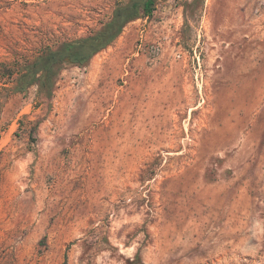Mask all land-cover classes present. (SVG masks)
<instances>
[{
	"label": "rangeland",
	"instance_id": "rangeland-1",
	"mask_svg": "<svg viewBox=\"0 0 264 264\" xmlns=\"http://www.w3.org/2000/svg\"><path fill=\"white\" fill-rule=\"evenodd\" d=\"M123 1L0 0V264H264V0H160L11 93Z\"/></svg>",
	"mask_w": 264,
	"mask_h": 264
},
{
	"label": "trees",
	"instance_id": "trees-1",
	"mask_svg": "<svg viewBox=\"0 0 264 264\" xmlns=\"http://www.w3.org/2000/svg\"><path fill=\"white\" fill-rule=\"evenodd\" d=\"M160 0H125L116 3L111 16L99 28L91 33L61 42L56 47L39 53L33 60L27 61L17 69L4 66V73L12 79L11 93H27L33 86L46 99L54 95L55 85L62 70L67 65L83 67L99 52L111 45L133 20L151 16ZM141 261L140 252L134 264Z\"/></svg>",
	"mask_w": 264,
	"mask_h": 264
}]
</instances>
